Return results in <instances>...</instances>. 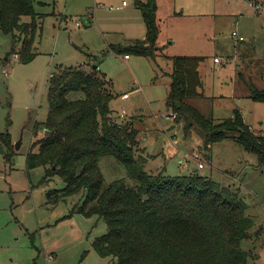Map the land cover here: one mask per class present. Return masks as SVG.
Instances as JSON below:
<instances>
[{
    "label": "rangeland",
    "instance_id": "rangeland-1",
    "mask_svg": "<svg viewBox=\"0 0 264 264\" xmlns=\"http://www.w3.org/2000/svg\"><path fill=\"white\" fill-rule=\"evenodd\" d=\"M35 1L42 28L32 45V61L22 63L19 53L11 54L10 36L0 31V264L111 262L92 247L94 238L106 231L105 222L73 212L80 195L49 202L53 200L48 193L64 188V181L57 174L45 178L43 166L29 169L25 164L29 146L45 132L52 77L67 67L92 66L111 83V108L122 119H131L139 131L147 172L198 173L238 191L254 220L242 249L256 256L252 264H264V163L230 139L212 144L206 152L196 127L185 133L181 123L166 116L172 62L165 57L200 58L204 94L191 104L204 116L217 122L237 108L244 122L264 135V103L249 98L250 88L264 89V0H258L257 11L249 0H155L156 45L161 48L155 61L138 55L125 60L123 53L108 49L144 38L135 0ZM232 31L243 40H236ZM214 57L225 62L215 63ZM99 168L105 182L123 178L131 184L114 159L102 158Z\"/></svg>",
    "mask_w": 264,
    "mask_h": 264
},
{
    "label": "trees",
    "instance_id": "trees-1",
    "mask_svg": "<svg viewBox=\"0 0 264 264\" xmlns=\"http://www.w3.org/2000/svg\"><path fill=\"white\" fill-rule=\"evenodd\" d=\"M35 4L0 0V31L10 36V53H19L22 63L35 58L32 45L42 28ZM135 7L145 25L144 38L123 47L109 45V50L155 61L161 49L156 45V1L135 0ZM165 57L172 62L166 105L184 132L196 127L206 152L212 144L230 139L263 164L264 135L244 122L239 109L216 122L191 104V99L203 96L200 58ZM110 88L105 74L93 66L67 67L52 77L45 132L25 155L27 168L43 166L45 178L57 174L64 181V188L48 193L53 200L48 201L80 195L73 212L96 215L105 222L106 231L94 238L92 247L99 256L110 258L109 264H252L256 256L243 250L241 242L250 239L254 220L246 214L238 191L198 173L147 172L148 156L139 145V131L131 119H122L111 108ZM249 98L264 103V89L250 88ZM102 158L123 166L131 184L123 178L105 182L99 168Z\"/></svg>",
    "mask_w": 264,
    "mask_h": 264
},
{
    "label": "built area",
    "instance_id": "built-area-1",
    "mask_svg": "<svg viewBox=\"0 0 264 264\" xmlns=\"http://www.w3.org/2000/svg\"><path fill=\"white\" fill-rule=\"evenodd\" d=\"M248 5H249L250 7H253V8L255 9V11H257V10L259 9V7H260V4H259L258 2H256L255 0H249V1H248ZM76 25L79 26V25H80L79 22H76ZM231 34H232L233 37H235L236 40H240V41L243 40L242 37L238 36V34H237L236 31H232ZM213 60H214V62H216V63H220V62L224 63V62H225V61H222V60H221L220 58H218V57H214ZM122 97H123V98H126L127 95L124 93V94L122 95ZM168 114H169V115H168ZM168 114H167L166 116H170L171 118H174V117H175V115H174L172 112H170V113H168ZM198 167H199V168L203 167V164H202V163H199V164H198Z\"/></svg>",
    "mask_w": 264,
    "mask_h": 264
},
{
    "label": "crops",
    "instance_id": "crops-1",
    "mask_svg": "<svg viewBox=\"0 0 264 264\" xmlns=\"http://www.w3.org/2000/svg\"><path fill=\"white\" fill-rule=\"evenodd\" d=\"M125 3H126L125 1L122 2L123 5H126ZM145 33H146V30H145ZM135 39H139V38H135ZM131 40H133V39H131ZM131 40H130V41H131ZM108 49H109V47H108ZM123 58H124L125 60H126V59L128 60V56H127V55H124ZM213 62H214V60H213ZM215 63H216V62H215ZM96 67H97V68H96ZM96 67H94V68H95V69H98V66H96ZM198 69H199V68H198ZM170 72H171V70L168 72V74H169ZM200 78H201V77H200ZM202 94H204V93H202ZM122 95H123V94H122ZM202 97H203V96H202ZM122 98H123V97H122ZM226 140H229V139H226ZM198 168H199V167H198ZM201 168H203V167H201Z\"/></svg>",
    "mask_w": 264,
    "mask_h": 264
},
{
    "label": "water",
    "instance_id": "water-1",
    "mask_svg": "<svg viewBox=\"0 0 264 264\" xmlns=\"http://www.w3.org/2000/svg\"><path fill=\"white\" fill-rule=\"evenodd\" d=\"M96 67V66H95ZM97 68V67H96ZM19 143H20V140L19 141H17L16 143H15V147L16 148H18L19 147ZM0 153L1 154H3L4 153V149L2 148V145H1V143H0ZM54 168V167H53Z\"/></svg>",
    "mask_w": 264,
    "mask_h": 264
}]
</instances>
